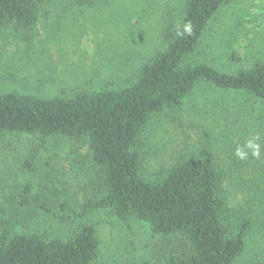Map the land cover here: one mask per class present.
I'll return each mask as SVG.
<instances>
[{
	"label": "rangeland",
	"instance_id": "rangeland-1",
	"mask_svg": "<svg viewBox=\"0 0 264 264\" xmlns=\"http://www.w3.org/2000/svg\"><path fill=\"white\" fill-rule=\"evenodd\" d=\"M132 1L119 0L100 17L45 6L31 29L1 26L0 93L72 97L118 89L134 80L142 60L162 46L165 6L169 7L167 18L177 19L184 0H140L149 7L138 15L132 11ZM195 58L231 74L264 61V0L225 4L204 32L202 47L195 51L192 62ZM257 133L261 137L260 158L249 153L247 160L237 159L236 147ZM138 149L149 180H156L177 161L196 157L221 169L231 218L236 224L243 213L251 223L246 251L235 264H264V218H258V207L245 211L249 194L264 195V183L257 187L252 182L259 179L258 172L264 178L263 103L245 93L197 84L180 108L149 119L140 133ZM97 181L86 140L3 134L0 235L36 233L65 238L85 220L94 225L101 243L95 264H166L171 257L188 252L183 238L155 235L146 224L119 220L106 210L89 211L85 218L77 216L82 214L81 206L98 196ZM31 195L54 206L67 202L71 209L60 220L21 205L23 198Z\"/></svg>",
	"mask_w": 264,
	"mask_h": 264
},
{
	"label": "trees",
	"instance_id": "trees-1",
	"mask_svg": "<svg viewBox=\"0 0 264 264\" xmlns=\"http://www.w3.org/2000/svg\"><path fill=\"white\" fill-rule=\"evenodd\" d=\"M117 1L0 0V27L13 24L31 29L39 12L51 5L66 13L77 9L100 17ZM232 1L184 0L177 19L167 18L169 7L165 6L161 48L142 60L134 80L118 89L53 98L0 93V136L11 133L87 141L97 172L98 196L81 206L82 214L76 215L85 218L89 211L106 210L119 220L146 224L155 235L183 238L188 252L171 257L166 264H235L247 248L250 217L245 220L242 213L236 224L231 218L221 169L206 158L196 157L177 161L156 180H149L138 149L140 133L149 119L180 108L197 84L245 93L264 104V61L233 74L206 60L195 58L192 62L208 25ZM131 5L136 15L149 7L140 0ZM188 22L193 26L192 34L178 36L177 31ZM257 175L259 179L252 182L258 187L264 178L259 172ZM249 197L245 211L258 207V218H264V195L252 193ZM22 201L21 205L28 204L60 220L71 209L67 202L49 205L39 195L25 196ZM100 248L96 228L84 220L65 238L36 233L0 235V264H95Z\"/></svg>",
	"mask_w": 264,
	"mask_h": 264
},
{
	"label": "clouds",
	"instance_id": "clouds-1",
	"mask_svg": "<svg viewBox=\"0 0 264 264\" xmlns=\"http://www.w3.org/2000/svg\"><path fill=\"white\" fill-rule=\"evenodd\" d=\"M192 32L193 26L191 22H188L183 25L182 31H177V35H191ZM260 139L261 137L258 133L249 138H246L244 145H238L236 147L234 153L235 157L239 160H247L249 158L250 153L252 157L259 159L261 156V144L258 141H260Z\"/></svg>",
	"mask_w": 264,
	"mask_h": 264
}]
</instances>
